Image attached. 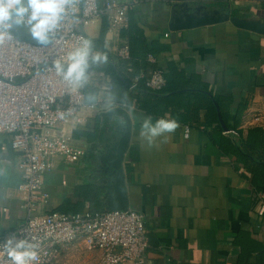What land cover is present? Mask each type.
<instances>
[{"label": "crops", "instance_id": "crops-1", "mask_svg": "<svg viewBox=\"0 0 264 264\" xmlns=\"http://www.w3.org/2000/svg\"><path fill=\"white\" fill-rule=\"evenodd\" d=\"M117 1L127 4L124 28L111 29L103 14L82 31L126 79L146 82L160 70L166 90L152 98L93 69L81 89L99 107L72 131L83 152L44 173L39 212H138L144 264H264V0ZM123 44L127 59L116 55ZM124 92L128 102H108ZM165 113L180 127L149 146L140 124ZM95 121V140L74 136ZM18 155L1 134L0 240L27 217ZM87 252L98 263V252Z\"/></svg>", "mask_w": 264, "mask_h": 264}, {"label": "built area", "instance_id": "built-area-1", "mask_svg": "<svg viewBox=\"0 0 264 264\" xmlns=\"http://www.w3.org/2000/svg\"><path fill=\"white\" fill-rule=\"evenodd\" d=\"M74 7L75 11L68 9L48 46L24 41L12 29L0 42V135H9L19 154L16 187L25 194L27 211L24 220L3 233L0 244L12 236L29 239L37 246L38 264H61L64 251L76 242L87 251L98 252L97 264H144L148 240L144 216L138 212L120 208L70 214L39 212L48 198L42 191L44 173L53 169L58 159L72 162L82 154L72 131L99 107L86 101L81 88H71L58 76L54 63L87 39L83 27L101 15L109 16L110 27L116 31L127 25L126 3L104 0L100 6L98 0H77ZM129 54L126 44L116 52L119 59H127ZM145 84L152 89L164 86L161 71L155 70ZM99 87L108 91L112 85L101 83ZM260 212L264 214V204ZM0 264H10L6 254L0 255Z\"/></svg>", "mask_w": 264, "mask_h": 264}, {"label": "clouds", "instance_id": "clouds-1", "mask_svg": "<svg viewBox=\"0 0 264 264\" xmlns=\"http://www.w3.org/2000/svg\"><path fill=\"white\" fill-rule=\"evenodd\" d=\"M77 0H0V42L10 35L14 27H24L40 45L48 46L55 40L61 23L71 7L75 11ZM107 54L95 50L90 40H83L79 47L66 58L54 63L56 74L73 89L84 87L95 66L107 62ZM115 97H107L111 103ZM180 127L177 118L165 113L155 120L144 117L139 129V137L149 146L159 138H167ZM36 245L27 238H7L0 244V255H7L10 264H38Z\"/></svg>", "mask_w": 264, "mask_h": 264}, {"label": "trees", "instance_id": "trees-1", "mask_svg": "<svg viewBox=\"0 0 264 264\" xmlns=\"http://www.w3.org/2000/svg\"><path fill=\"white\" fill-rule=\"evenodd\" d=\"M13 33L16 34V36L22 40L25 41H30V42H35L37 43L32 36L30 35V33H24L21 30V27H14L12 28ZM130 52V51H129ZM93 69H100L105 71L113 80V82L115 83H119L121 85H123L125 88H129V86L132 84V81H130L129 79H126L125 75H124V71L123 68L121 67V65L119 63H113L112 61L107 59V62L98 66H95ZM166 84V83H165ZM164 88H161L160 90H150L146 85H145V80L143 82V79H139L135 82V86L132 90H137L139 92H144L146 94H148L150 97L152 98H156V97H163L162 93H164L166 90ZM88 89L89 88H84V91L86 90L87 92V96H88ZM115 97V94H114ZM131 98V95H127L125 92L122 95V98L117 100L116 98L113 101L116 102H128ZM89 100H93L92 96H88ZM96 122L95 121V128L92 132H78L75 131L74 132V136L75 137H84L87 141H92L95 140L97 138V131H96ZM236 127L234 126L233 129H235Z\"/></svg>", "mask_w": 264, "mask_h": 264}, {"label": "rangeland", "instance_id": "rangeland-1", "mask_svg": "<svg viewBox=\"0 0 264 264\" xmlns=\"http://www.w3.org/2000/svg\"><path fill=\"white\" fill-rule=\"evenodd\" d=\"M82 247L78 243L70 245L68 249L64 251L65 253H63L61 264H95L94 261H91L92 259H88L89 254H87V250Z\"/></svg>", "mask_w": 264, "mask_h": 264}]
</instances>
